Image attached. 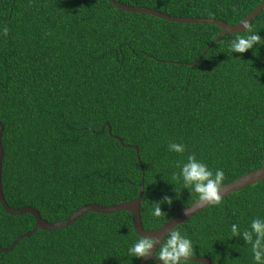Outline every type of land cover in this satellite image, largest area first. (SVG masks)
I'll list each match as a JSON object with an SVG mask.
<instances>
[{
    "label": "trees",
    "instance_id": "16d2710c",
    "mask_svg": "<svg viewBox=\"0 0 264 264\" xmlns=\"http://www.w3.org/2000/svg\"><path fill=\"white\" fill-rule=\"evenodd\" d=\"M117 1L233 24L261 0ZM248 24L264 38V8ZM2 26L9 32L0 35V183L10 207L28 205L57 221L84 204L135 197L142 173L140 220L153 229L198 198L173 178L189 154L222 169V183L264 163V46L232 53L229 41L244 31L222 35L190 66L217 25L167 21L107 0H0ZM169 142L184 152H170ZM165 196L171 204L152 216V203ZM257 217L264 179L173 229L211 264H252L230 225L247 228ZM33 221L0 205V246ZM139 238L124 210L86 212L17 239L0 250V264H136L127 250Z\"/></svg>",
    "mask_w": 264,
    "mask_h": 264
},
{
    "label": "clouds",
    "instance_id": "9594fccd",
    "mask_svg": "<svg viewBox=\"0 0 264 264\" xmlns=\"http://www.w3.org/2000/svg\"><path fill=\"white\" fill-rule=\"evenodd\" d=\"M241 27L246 35L236 36L229 41V48L232 53H244L255 47L264 46V38L253 31L247 21L241 22ZM9 29L7 26L0 27V35L7 36ZM239 59V58H236ZM168 150L175 153H183V144L169 142ZM179 168L178 176L174 173V179H181L184 189L191 190L198 195L201 204H220V189L223 187L224 172L216 169L215 172L202 161L197 159L195 154H189L185 162H177ZM172 199L165 196L161 201L153 204L151 215L160 217L161 203L171 204ZM191 210L187 207L186 214ZM231 237H239L249 246L252 264H264V217L253 218L247 228H240L237 224L230 225ZM156 245L155 251L153 246ZM132 258H144L151 252L153 257L161 264H195L191 258L196 256L194 244L187 234L177 229L169 230L161 239L155 237H141L135 240L127 250Z\"/></svg>",
    "mask_w": 264,
    "mask_h": 264
},
{
    "label": "water",
    "instance_id": "95a60500",
    "mask_svg": "<svg viewBox=\"0 0 264 264\" xmlns=\"http://www.w3.org/2000/svg\"><path fill=\"white\" fill-rule=\"evenodd\" d=\"M110 4H112L114 7H117L119 9H122L124 11L128 12H134V13H146L153 15L155 17L167 20V21H173V22H180V23H208V24H214L219 27V31L217 35L204 47L201 54L197 57V59L191 63H189L190 66L194 65L201 57V55L209 48L211 44H213L217 39H219L222 35L226 33H234V32H240L243 31L241 27V22L249 21L254 18L263 8H264V0L259 1L243 18H241L236 23H227L221 19L218 18H211V17H182V16H173L168 15L164 12L158 11L153 8L145 7V6H139V5H128L125 3H122L117 0H107ZM105 126L108 128L109 132V125L107 122L104 123ZM1 131H2V124L0 123V137H1ZM117 139H119L117 137ZM120 140V139H119ZM125 147H132L137 152V147L135 145L131 144H124ZM3 155V149L0 142V176H1V160ZM138 160V158H137ZM264 179V163L248 172L243 173L242 175L230 180L229 182L223 183V187L220 189L219 194L221 197L228 195L229 193L236 191L244 186L250 185L252 183H255L257 181ZM142 180L143 175L141 173L140 175V182L138 186V192L137 195L131 199L119 201L114 204L110 205H101L98 203H90V204H84L76 208L72 213L67 215L66 217L57 220V221H47L43 219L39 211L31 206L23 205L21 207L12 208L10 207L2 194L1 191V183H0V205L2 208L10 214H21V213H30L33 216V225L32 227L25 231L24 233L18 235L16 238L12 240L8 248H4L0 246L1 251L9 250L13 244L16 242L17 239H20L22 237H26L29 234L33 233L37 229H43V230H55L59 229L73 220H75L80 215L86 213V212H98V213H111L115 211H121L124 210L128 212L131 218V226L134 231V233L137 236L141 237H155L157 240L161 239L169 230L173 229L178 224L185 221L189 216L194 214L195 212L199 211L200 209L204 208L207 205L201 204L196 198L193 202L188 204L187 206L176 209L172 215H170L166 220H164L159 226L153 228V229H145L142 227L141 220H140V199L142 194ZM209 205V204H208ZM191 207V212L186 214L187 207ZM156 245L153 246V251H155ZM195 262H199L201 264H211L208 257L202 256V255H196L195 257L191 258ZM147 260L160 263L159 260L155 259L150 252L147 257L140 258L136 264H145Z\"/></svg>",
    "mask_w": 264,
    "mask_h": 264
}]
</instances>
